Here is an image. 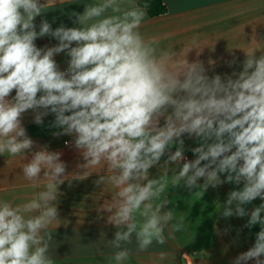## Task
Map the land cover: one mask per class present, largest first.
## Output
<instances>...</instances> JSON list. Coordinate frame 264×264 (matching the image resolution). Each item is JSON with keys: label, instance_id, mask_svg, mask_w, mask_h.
<instances>
[{"label": "clouds", "instance_id": "9594fccd", "mask_svg": "<svg viewBox=\"0 0 264 264\" xmlns=\"http://www.w3.org/2000/svg\"><path fill=\"white\" fill-rule=\"evenodd\" d=\"M50 2L0 0V156L22 161L23 179L40 189L23 203L0 200V264H54L59 188L93 173L96 186L114 189L98 211L116 229L112 239L101 233L115 264L129 259L132 245L144 253L168 242L166 230H184L173 210L162 211L169 184L206 191L226 183L242 187L219 203L220 217L247 216L245 228L260 225L254 244L231 264H264V202L246 207L264 201V53L247 51L242 70L210 77L202 61L187 58L202 51L198 38L176 51L141 33L148 3L94 0L70 14L78 26L53 29L42 19L37 31L35 20ZM43 37L58 43L38 47ZM60 53L68 57L64 70ZM29 112L36 125L54 116L52 135L71 137L65 145L84 161L80 171L68 173L61 152L27 134ZM185 136L198 142L189 149L194 159L185 156ZM156 166L164 174L151 176ZM180 260L193 264V255Z\"/></svg>", "mask_w": 264, "mask_h": 264}, {"label": "crops", "instance_id": "0c3cea01", "mask_svg": "<svg viewBox=\"0 0 264 264\" xmlns=\"http://www.w3.org/2000/svg\"><path fill=\"white\" fill-rule=\"evenodd\" d=\"M139 1L134 0L137 4ZM163 1L168 12L157 17L147 14L140 28L141 33L146 38H158L161 49L172 48L176 51L184 49L193 37L198 38L202 51L198 55L197 50L193 49L187 58L189 62L202 61L210 77L215 74L224 77L233 71L242 70L247 51L256 49L257 56L264 53V0ZM91 2L94 0H51L47 12L35 20L37 31L42 19L52 23L53 29L61 24L66 27L78 26L73 23L75 17H70V14L82 13L84 5ZM35 43L43 48L54 46L58 41L43 37ZM55 59L61 70L67 68L68 57L64 53L57 54ZM233 59L237 63L230 67L229 62ZM53 119L54 116L49 115L44 118L43 125H36L29 112L25 114L23 123L27 134L38 145H47L50 151L62 153L61 159L67 164L68 173L80 171L77 165L84 161L74 148L65 145V141L71 142V137L57 138L52 135L55 129L49 125ZM184 139L185 156L189 160L194 159L189 149L198 146V142L187 136ZM8 161L7 154L0 156V200H8L13 205L26 202L40 189L32 188L23 179L20 169L22 161ZM164 171L156 166L150 169V174L157 176L164 174ZM97 178L93 173L83 181H73L71 187L67 181L60 186L58 210L61 221L56 230L53 228L57 244L52 251L54 264H115L111 259L113 250L105 247L106 242L101 240V233L106 234L105 240L112 239L116 229L106 223L108 214L98 211L105 200L111 199L114 189L109 184L96 186L94 181ZM198 183L202 184L203 180ZM238 187H242V184L226 183L216 189L209 187L203 191L188 190L183 186L172 187L169 184L161 197L167 198L169 204L162 211L173 210L174 222L183 219L184 230L175 233L166 230L168 242L164 246L153 245L144 253L137 252L135 245L130 246L132 255L124 264H185L180 260L182 253L193 255V264H231L238 254L254 244L255 234L260 230L259 224L251 229L244 227L247 216L220 217L219 203L223 204L228 192ZM262 202L257 198L246 207L250 212ZM225 229H229L227 234H223ZM161 251L166 253L163 260L159 257ZM249 264H254V261Z\"/></svg>", "mask_w": 264, "mask_h": 264}, {"label": "trees", "instance_id": "16d2710c", "mask_svg": "<svg viewBox=\"0 0 264 264\" xmlns=\"http://www.w3.org/2000/svg\"><path fill=\"white\" fill-rule=\"evenodd\" d=\"M144 3L150 5L147 10L149 17H157L168 12V7L163 0H140L138 2L139 5H143Z\"/></svg>", "mask_w": 264, "mask_h": 264}, {"label": "built area", "instance_id": "2783aa9c", "mask_svg": "<svg viewBox=\"0 0 264 264\" xmlns=\"http://www.w3.org/2000/svg\"><path fill=\"white\" fill-rule=\"evenodd\" d=\"M188 159V157H186Z\"/></svg>", "mask_w": 264, "mask_h": 264}]
</instances>
